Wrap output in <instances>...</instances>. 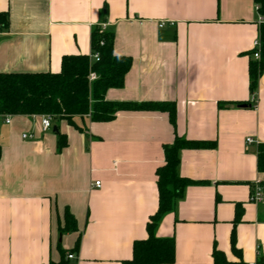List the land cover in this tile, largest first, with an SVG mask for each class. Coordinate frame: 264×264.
I'll list each match as a JSON object with an SVG mask.
<instances>
[{
	"label": "crops",
	"instance_id": "0c3cea01",
	"mask_svg": "<svg viewBox=\"0 0 264 264\" xmlns=\"http://www.w3.org/2000/svg\"><path fill=\"white\" fill-rule=\"evenodd\" d=\"M259 16L254 0H0V74L58 73L64 57L91 56L99 28L114 35L116 56L132 60L106 100L176 106L174 122L121 110L105 123L54 120L47 133L40 115L0 116V264L60 263L62 252L65 264L131 260L176 138L216 146L180 151L178 175L193 184L156 228L175 238L173 264H214L215 250L264 263V198L251 201L264 182V70L254 95L249 73ZM67 211L75 232H62Z\"/></svg>",
	"mask_w": 264,
	"mask_h": 264
},
{
	"label": "trees",
	"instance_id": "16d2710c",
	"mask_svg": "<svg viewBox=\"0 0 264 264\" xmlns=\"http://www.w3.org/2000/svg\"><path fill=\"white\" fill-rule=\"evenodd\" d=\"M258 13L264 19V0H254ZM6 25L8 23L7 16ZM112 33L102 32L96 28L92 34V54H99V61L88 55L66 56L62 60L58 73H9L0 74V116L15 115H53L55 120L74 123L75 117L91 116L93 122H110L121 110L167 112L170 120L175 121L174 103L122 104L109 102L105 96L110 89L124 86L127 73L132 67L128 57L114 54ZM261 59L250 63V89L254 95L259 78L264 70V21L260 25ZM91 54V55H92ZM90 72H95L98 79L89 81ZM228 104L221 105L222 107ZM67 146L66 137L59 135L58 149ZM215 143L187 141L176 138L174 143L164 147L165 164L157 170L159 202L157 212L147 225L148 237L134 242L133 257L123 264H173L176 260V242L174 237L156 236V228L161 219L172 213L177 202L183 197L185 189L193 184L178 175L180 151L186 148H214ZM258 171L264 174V144L257 151ZM264 185V182H262ZM77 230L75 218L67 211L65 227L62 232ZM76 251L79 250L77 245ZM60 263L65 264V252L61 253ZM214 264H245L229 262L225 255L215 250ZM258 264H264L262 261Z\"/></svg>",
	"mask_w": 264,
	"mask_h": 264
},
{
	"label": "built area",
	"instance_id": "2783aa9c",
	"mask_svg": "<svg viewBox=\"0 0 264 264\" xmlns=\"http://www.w3.org/2000/svg\"><path fill=\"white\" fill-rule=\"evenodd\" d=\"M257 11H258V7H257ZM264 21V19L262 18V16H259V22L262 23ZM161 27L164 26V24L162 23L160 25ZM102 30L105 29V25H102ZM99 54H92L91 55V59L94 61H99ZM253 58L255 60H260L261 59V43L259 40L254 42V53H253ZM98 79V76L95 72H90L89 74V81L90 82H94ZM55 120V116L53 115H42L41 116V127H42V131L44 133L47 132H51L53 129V121ZM9 122V121H7ZM24 139H32L33 136L32 135H23ZM255 141L253 139H247V143L248 144H253ZM95 186L100 187V182L95 183ZM264 198V185L259 184L257 187H255V189L252 192L251 195V201L254 203H261L263 201ZM75 255L74 254H69L68 255V259L72 260L75 259Z\"/></svg>",
	"mask_w": 264,
	"mask_h": 264
},
{
	"label": "water",
	"instance_id": "95a60500",
	"mask_svg": "<svg viewBox=\"0 0 264 264\" xmlns=\"http://www.w3.org/2000/svg\"><path fill=\"white\" fill-rule=\"evenodd\" d=\"M54 132H57V128H54Z\"/></svg>",
	"mask_w": 264,
	"mask_h": 264
}]
</instances>
